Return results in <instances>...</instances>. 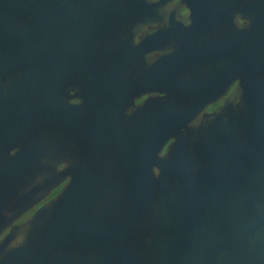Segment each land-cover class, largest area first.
Segmentation results:
<instances>
[{
  "label": "water",
  "instance_id": "95a60500",
  "mask_svg": "<svg viewBox=\"0 0 264 264\" xmlns=\"http://www.w3.org/2000/svg\"><path fill=\"white\" fill-rule=\"evenodd\" d=\"M72 1L146 0H0V136L23 130L30 115L34 123L39 104L42 160L31 194L14 174L19 169L0 168L9 176L6 183L0 176V233L10 226L0 238V264H264L259 41L246 56L250 103L193 118L185 133L155 136V167L138 168L131 179L79 168L55 197L12 224L59 181L51 167L56 66L67 64L70 46L94 44L91 31H79L88 25L68 19Z\"/></svg>",
  "mask_w": 264,
  "mask_h": 264
},
{
  "label": "flooded vegetation",
  "instance_id": "af4514ba",
  "mask_svg": "<svg viewBox=\"0 0 264 264\" xmlns=\"http://www.w3.org/2000/svg\"><path fill=\"white\" fill-rule=\"evenodd\" d=\"M69 7L68 19L88 25L79 31H91L94 44L70 46L67 64L56 66L51 167L59 181L12 224L55 197L79 168L131 179L138 168L155 167V136L185 133L193 118L250 103L246 56L251 42H264V0L72 1ZM34 109V123L30 115L23 130L0 136V168L19 169L14 174L29 194L42 167L41 106ZM175 118L181 123L169 121ZM0 176L9 181L5 170Z\"/></svg>",
  "mask_w": 264,
  "mask_h": 264
}]
</instances>
